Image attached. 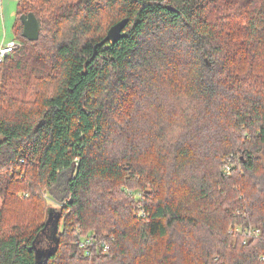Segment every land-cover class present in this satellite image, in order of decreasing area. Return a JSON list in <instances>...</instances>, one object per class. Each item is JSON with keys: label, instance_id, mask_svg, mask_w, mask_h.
<instances>
[{"label": "trees", "instance_id": "16d2710c", "mask_svg": "<svg viewBox=\"0 0 264 264\" xmlns=\"http://www.w3.org/2000/svg\"><path fill=\"white\" fill-rule=\"evenodd\" d=\"M16 12L25 44L0 70V264H264V0ZM122 19L124 36L101 44ZM79 231L112 246L88 254Z\"/></svg>", "mask_w": 264, "mask_h": 264}, {"label": "built area", "instance_id": "2783aa9c", "mask_svg": "<svg viewBox=\"0 0 264 264\" xmlns=\"http://www.w3.org/2000/svg\"><path fill=\"white\" fill-rule=\"evenodd\" d=\"M2 0H0V9L2 8L1 4ZM22 45V42H19L15 39L11 41H7L0 45V67L7 61V59L11 56L13 52H15L20 46ZM232 158H228L226 161V164L224 166V169L227 172H230L231 165H232ZM253 230V229H252ZM259 232L256 229L254 231H247L248 234ZM77 240L76 243L82 250H86L88 254H91V250L95 248L96 251L102 250V251H108L110 247L109 241H102L99 242V240L91 235H82L81 231L77 232L76 236Z\"/></svg>", "mask_w": 264, "mask_h": 264}, {"label": "water", "instance_id": "95a60500", "mask_svg": "<svg viewBox=\"0 0 264 264\" xmlns=\"http://www.w3.org/2000/svg\"><path fill=\"white\" fill-rule=\"evenodd\" d=\"M23 24H24V31L23 36L31 41H35L40 37L42 26L40 25L39 19L35 13L29 14H22L21 16ZM128 19H122L119 22L115 23L109 30L106 35V39L101 43L105 44L106 41H111L113 43L120 40L121 37L124 36V29L127 26ZM44 122V119L38 124ZM46 250H38L37 254L39 257H46Z\"/></svg>", "mask_w": 264, "mask_h": 264}, {"label": "rangeland", "instance_id": "374dc122", "mask_svg": "<svg viewBox=\"0 0 264 264\" xmlns=\"http://www.w3.org/2000/svg\"><path fill=\"white\" fill-rule=\"evenodd\" d=\"M16 2L17 3L15 5H12V4L10 5V8L12 9V10L11 9L10 10L13 12V15H12L13 21L12 22L10 21L11 22L10 25H9V23L6 25V22H4V20L0 17V38H1V40L7 36L8 32H9V38H14L13 37L14 35H11V33L14 30L12 26H13V22H14V20L16 18V13H17L16 9H17V5L19 3L18 1H16ZM12 18H11V15H10V19L11 20H12ZM17 41L22 42V45L20 46V48H18V49H21V47L25 44V41H23V39H21V40L18 39ZM1 68H2V66L0 67V70H1ZM263 157H264V155H263ZM237 158L238 157L236 156V158L234 159L235 163H238V162H236ZM133 191L136 192L135 190H133ZM44 196L48 198V204L51 207H58L59 202H57L56 200H53L52 197H50L48 193H44ZM53 228H54L53 225H51V227H49L48 231H46L43 234V236H41V238L39 239L40 241H38L37 246H36L38 248V250H46V249H48L50 247V244L52 243V240L50 239V237H51V232L53 231ZM256 230L258 231V229H256ZM248 231H254V230H252V228H251V229H248ZM229 232L232 233L230 230H229ZM49 234H50V236H49ZM259 234L261 235L260 232H257V233L255 232L253 234L246 233V235H243L244 242H246L249 239H252L255 236H258ZM111 246H112V244L110 243V247Z\"/></svg>", "mask_w": 264, "mask_h": 264}, {"label": "crops", "instance_id": "0c3cea01", "mask_svg": "<svg viewBox=\"0 0 264 264\" xmlns=\"http://www.w3.org/2000/svg\"><path fill=\"white\" fill-rule=\"evenodd\" d=\"M19 0H2L1 4H2V8L0 9V17L4 20V22H6V25L13 21V18H12V15H13V12L11 11L12 9L10 8V5H15ZM11 9V10H10ZM6 15V16H5ZM10 15H11V18L12 20L10 19ZM11 21V22H10ZM14 32V30L12 31V33ZM11 35H14V33ZM14 37V36H13ZM14 38H9V32L7 33V36L5 38H3L1 40L0 38V45L7 42V41H11L13 40Z\"/></svg>", "mask_w": 264, "mask_h": 264}]
</instances>
